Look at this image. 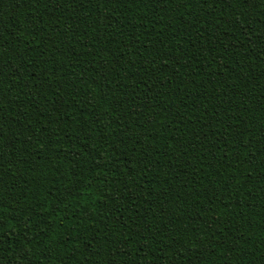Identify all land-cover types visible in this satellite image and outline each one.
Segmentation results:
<instances>
[{
    "label": "trees",
    "instance_id": "trees-1",
    "mask_svg": "<svg viewBox=\"0 0 264 264\" xmlns=\"http://www.w3.org/2000/svg\"><path fill=\"white\" fill-rule=\"evenodd\" d=\"M0 264H264V0H0Z\"/></svg>",
    "mask_w": 264,
    "mask_h": 264
}]
</instances>
